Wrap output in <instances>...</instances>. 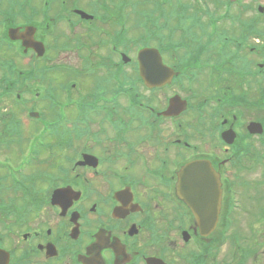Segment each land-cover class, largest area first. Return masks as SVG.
Returning a JSON list of instances; mask_svg holds the SVG:
<instances>
[{
  "label": "flooded vegetation",
  "instance_id": "obj_1",
  "mask_svg": "<svg viewBox=\"0 0 264 264\" xmlns=\"http://www.w3.org/2000/svg\"><path fill=\"white\" fill-rule=\"evenodd\" d=\"M196 2L181 0L175 8L197 10ZM198 2L207 4L206 0ZM126 3L0 0V105L13 95L24 102L17 113L21 107L33 105L30 84L36 73L37 51L28 42L23 46L17 36L33 28L28 29V35L44 45L49 59H55L75 40L81 45L76 51L81 61L88 60L82 50L101 61L123 60V51L102 42L116 23L110 11L122 7L127 12H143L126 16L142 17L149 11L148 15L157 17L161 8L155 3ZM212 7L222 18L220 28L192 44L189 63L170 84L139 90L133 83V68H121L127 74L126 89H116V99L106 101L102 113L91 117L83 130L64 144L59 168L67 173L59 175L60 180L49 191L38 193L36 202L42 208L35 206L14 234L5 237L0 230V249L9 255L5 264H182V256H197L196 251L201 252L205 244L207 259L191 264H228L215 260L218 238L215 241L214 237L229 231L230 204L241 194L240 168L229 162L236 156L243 160L260 146L259 138L247 136L245 131L249 123L261 122L264 105V67L260 63L264 0H220ZM45 8L49 9L48 18L41 11ZM200 19L209 22L206 17ZM134 23L126 29L130 38ZM57 24L58 35L63 37L59 43L58 37L54 38L56 28L48 33L50 25ZM99 46L105 55L98 58ZM171 55L181 62L179 52L166 57ZM18 56L25 57L24 77ZM127 56L134 61L136 54ZM9 64L14 66L8 71L10 82L2 83ZM87 89L92 90L83 84L78 100L84 113L100 103ZM160 95L162 101L156 102ZM34 98H38L36 91ZM172 99L175 103L165 115ZM181 100L187 103L183 110ZM5 118L0 114V122ZM228 131L232 137L234 134L232 142L225 139ZM198 160L209 162L212 177L208 181L217 187L193 189L194 203L211 204L204 218L213 219L216 194L219 197L221 222L210 240L201 237V225L208 223L200 222L185 205L182 195L186 190L179 184L182 167ZM60 189L62 198L52 204L53 192Z\"/></svg>",
  "mask_w": 264,
  "mask_h": 264
},
{
  "label": "rangeland",
  "instance_id": "obj_2",
  "mask_svg": "<svg viewBox=\"0 0 264 264\" xmlns=\"http://www.w3.org/2000/svg\"><path fill=\"white\" fill-rule=\"evenodd\" d=\"M60 32V28L58 27L54 38L58 37V41L57 43L60 42V37L63 39V37L61 35H58ZM69 46L68 49H63L61 50L55 59H53V64L55 65H60L63 66L65 65L66 67L69 68H73L76 72H79L80 69V64H81V59H79L76 55V51L77 49H79L81 47V45L79 46V43H77L75 40L73 41H69ZM90 44H88L87 46H89ZM79 46V47H77ZM60 50V49H59ZM58 50V51H59ZM81 55L83 57H87L88 59H90V62L92 64H94L97 59L94 58H90V56H88V53L85 51H81ZM104 54V50H102V47L100 48V46L98 47V58L99 57H103ZM47 65V62L41 65H38V68L40 67H44ZM61 76H55V80H52L53 84L51 87L55 88V90H58V85L62 82L61 81ZM42 85L44 88H47L50 86V82L48 80L42 82L41 84H35V86H39ZM37 88V87H36ZM145 95V94H143ZM147 97V96H145ZM163 99V95H160L156 98V102L162 101ZM42 106H39V108L41 109ZM32 124H22V128H23V132L26 136H29L30 132H31V126ZM10 156L12 158H8V160L13 163L14 165H18L19 161L17 160V156L15 154H10ZM5 158H7L6 155H4L3 153L0 155V161L4 162ZM20 160V159H19ZM37 167V168H36ZM35 168L29 169V168H25L24 169V173H26V175L32 174V173H36L38 171H42V170H48L49 173H51L53 176H51L52 178L56 179L58 181V172L56 170V168H50L45 167V166H36ZM42 188H46V187H40V188H34V189H42ZM260 205L264 206V201H262L260 203ZM19 206H21V203L19 204ZM246 209H255L257 207V205L255 204H251L250 206L248 204L244 205ZM259 207V206H258ZM234 219V220H233ZM232 220L234 221L233 226L231 227L230 233H229V237H230V247H229V251H228V255H226L225 253H222L220 258L218 260L221 259H228L230 262H234L239 263V264H254L253 261V256H250L246 262H244V258H242L243 253L241 252L242 250H252V249H257L256 245H264V240L260 239L257 237V240L250 237V231L248 230V225L250 222H253L250 219H247L245 217V215L243 216L241 213L237 212L236 215L234 216ZM217 235V234H216ZM237 248V249H236ZM261 249H264L261 248ZM227 250V248L225 249ZM264 251V250H263ZM264 260V254H260V258H259V264H261V262Z\"/></svg>",
  "mask_w": 264,
  "mask_h": 264
},
{
  "label": "water",
  "instance_id": "obj_3",
  "mask_svg": "<svg viewBox=\"0 0 264 264\" xmlns=\"http://www.w3.org/2000/svg\"><path fill=\"white\" fill-rule=\"evenodd\" d=\"M192 166H193V165H191L190 167H192ZM189 169H190V168H189ZM185 170H186V169H185ZM185 170H184V171H185ZM210 228H212V227H210Z\"/></svg>",
  "mask_w": 264,
  "mask_h": 264
}]
</instances>
